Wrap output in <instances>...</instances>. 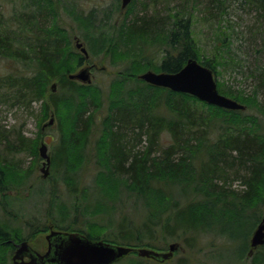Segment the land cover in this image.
I'll use <instances>...</instances> for the list:
<instances>
[{
    "label": "trees",
    "instance_id": "16d2710c",
    "mask_svg": "<svg viewBox=\"0 0 264 264\" xmlns=\"http://www.w3.org/2000/svg\"><path fill=\"white\" fill-rule=\"evenodd\" d=\"M13 1L19 4L17 0ZM226 1L213 0L209 3L210 6L212 3V6L206 8L207 12L213 14L214 7L216 14L219 11L223 12L222 6ZM243 1L256 11L255 32L259 30L264 33V0ZM31 6L34 7L32 10L35 12L27 13L24 20L21 18L23 14H10L11 12L7 14L1 10L0 4V101L11 102L13 105L18 103L26 109L33 108L34 104H40L41 109L44 110L43 120L48 118L52 110H59V105L62 103L71 105L69 113L73 132L67 135L64 127L52 158L54 167L58 158L57 166L59 165V170L66 177L63 181L75 194L80 192L78 174L90 167L88 160L78 165L72 163L82 153L84 155L81 159H88L86 151L89 139L96 134L101 136L97 142L103 141V145L107 146L109 158L103 157V159L101 154L96 155L100 167L102 164L98 171L100 174L94 178V183L98 180L100 183L93 186L96 188L91 195L98 199L94 204L96 208H109L110 204L116 203L125 192L130 196L133 195L136 204L147 200L149 203L153 202V199L160 198L164 203L167 201L163 209L158 210L157 220L154 221L151 215H147L141 222L140 228H135L131 218L125 216L122 217L118 231H110L109 234L106 232L104 235L103 233L96 235L90 229L87 232L80 227L62 228V230L84 233L91 239L104 238L109 243L133 247L149 246L150 243L142 242L143 236L162 233L166 239L180 240L185 247L191 248L198 245L199 230L206 225H212L217 233L220 231V235L226 236L230 241L243 238L244 243L240 247V252L250 249L248 237L264 218V72L259 74L255 71V74L254 72L252 74L255 77L253 90L257 99L255 101H260V97L263 96L256 106V114L247 115L249 108L246 111H228L208 105L214 111H206L201 115L185 108L187 107L185 105L173 106L168 116L158 114L153 106L149 108L143 103H133L132 92L129 93L131 90L136 91L142 87L152 91L153 88L137 77L129 78L131 73L127 71L128 74L124 73L123 76L116 77L119 80L116 89H119L120 95L112 100L108 98L109 103L106 107L109 110L106 114L98 113L104 108L105 99L102 92L101 99L98 96L100 101L96 107L97 112L84 116L83 113H79L80 106L86 102L84 91L81 89L83 85L68 78L74 70L69 67L68 59L64 54L66 49L62 47V41H65L66 36H61V33L54 28H48L49 23L46 19L49 14L46 5L34 2ZM126 10L122 13L120 9L117 13L118 20L124 19L120 24H112L110 20L108 27H105L104 23L93 22L94 13L89 15L91 21L83 18L82 24L86 22L90 28L86 35L92 42L89 49L91 55L105 53L110 48L114 52L118 47L123 49L124 39L131 40L129 43L132 44L133 49H136L137 45L148 48V41H145L147 35L152 37L167 30L170 43L169 48H166V55L158 65L160 71L178 72L190 58L198 59L215 73L220 67L232 70L239 65L231 56L223 59V64L218 57L210 60L201 58L190 20H185L184 14L168 17L156 10H152L150 14L145 8L138 12L129 23L130 26L126 27L128 20L125 15ZM171 21H173L171 26L167 28ZM127 29L130 33L126 36L124 34ZM222 48L223 46L218 48L219 53ZM79 63H82V58ZM53 82H57L58 86L55 92L52 90ZM86 91L89 92V88H86ZM176 94L180 99L183 96L192 99V96L187 94ZM230 95L237 99L241 96L234 91H230ZM156 99H152L153 105L160 106L161 100ZM252 101L254 100L251 99V103ZM113 108L119 109V112L112 114L115 116L107 115V112L112 113ZM250 108L253 110L252 107ZM221 111L238 116L232 127L227 124L231 122L230 119L224 123L215 116L217 115L215 113ZM163 132H167L170 136V144L159 147ZM9 134L10 131H5L0 126L1 190L9 184L6 172L11 170L18 153L34 150V153L38 154V143L27 138L22 130L13 140ZM143 138H146L149 146L147 152L142 148V151L137 149L141 146ZM77 150L79 151L75 156ZM188 154L189 158L175 162L174 156ZM96 158H93L95 165H97ZM187 161L193 163V166L195 163L200 165L197 176L192 180L182 175L188 167H181V164H186ZM232 178L240 181L242 185L240 190L230 187ZM110 180H113L114 184L108 186L106 183H110ZM220 182L224 185L221 186ZM209 186H220L223 189L212 190ZM88 188H82L80 192L84 193L86 198H89ZM148 195L151 197L147 199ZM88 207L92 208V206ZM78 208L79 206L76 209ZM83 210L86 211L85 207ZM90 225L95 226L94 223ZM29 226L30 224L28 228ZM46 230V225H34L30 235ZM19 240L17 230L11 231V234L5 232L0 236V246L9 250L14 249L13 243Z\"/></svg>",
    "mask_w": 264,
    "mask_h": 264
},
{
    "label": "rangeland",
    "instance_id": "374dc122",
    "mask_svg": "<svg viewBox=\"0 0 264 264\" xmlns=\"http://www.w3.org/2000/svg\"><path fill=\"white\" fill-rule=\"evenodd\" d=\"M17 1L19 4L15 3L13 0H0L1 10L5 11L7 14L10 12V14L15 13L17 15L21 13L23 14L21 18L25 20L27 13L33 14L35 12L32 10L34 7L31 6V3L41 2L43 5H46V10L49 14L46 19V22L49 23L48 28H54L61 33V36H66L65 41H62V47L66 49L64 54L68 59L69 67L74 70L72 73H79L83 68H88L91 72V84H87L88 86H86L78 82L85 87H81L84 93H87L85 97L88 99L89 96H100L101 99V93L103 92V98L105 99L104 108L98 113L104 112L103 114H106V111L109 110V108L106 107V104L109 103L107 102L108 98L112 100V98H116L120 95L119 89H116L117 85H119L117 83L119 80L116 79L117 76H123L127 71L131 73L129 78H138L140 74L149 70L160 72L158 65L166 55V48H169L170 43L169 32H167V30L157 35H152V37H148L147 35L145 41H148V48L137 45V48L133 49L132 44L129 43L131 40L124 39L123 49L118 47L114 52L112 51L113 49L110 48L105 53L101 52L96 56L90 55L89 58H85L84 55L75 48L74 37H78L79 40L84 43V46L90 49V43L92 42L89 36L86 35L87 32L90 31L89 24L86 22L82 24L84 19L91 21V18H89L90 13H94L93 22L104 23L105 27H108L110 20L112 24L116 23V25L124 20H118L119 17L117 14L120 11L121 0ZM209 1L210 0H134L125 12L126 18L128 19L126 27H129V23H131V20L136 14L138 15V12L143 11L145 8L148 9L150 14H152V10H156L161 12L163 16L168 17L174 14H184L185 20H190L193 37L197 42L201 58L208 60L217 57L221 58L218 48L222 46L227 47L228 44L231 45L232 53L235 56L231 57L234 58L237 63L241 64V68L231 70L227 67H220L218 69V72H216V81L219 92L227 97H232L230 91L240 94L241 96H239V99H234L248 106L249 110L247 111L249 112L247 115H251V113L256 114V106L261 102L262 97H260V101H255L257 100L253 94L255 85L251 74L254 68L258 66L256 56H258L259 53L256 54V52L259 50L261 51L264 39V33L259 32V30L255 32L256 28L254 24L256 11L243 0H227L222 6L223 12L219 11L216 14V7H214L212 8L213 14H210L206 10V8L212 6V3L211 6L209 5ZM179 11L183 12L180 13ZM172 22L173 21H171L170 25H167V28L171 26ZM118 29L119 26L117 27V30ZM129 33L127 29L124 35L127 36ZM261 55L264 56V53H261ZM81 58L82 63L80 64L79 61ZM223 59L225 58H221V64H223ZM262 59L264 58L262 57ZM1 65H3V63H1ZM1 71H3L2 66ZM240 72L245 77H243ZM247 76H249L248 79H246ZM86 88H89V93L86 91ZM144 90L147 91V93ZM159 91L160 90L154 89L151 91L140 87V89L136 91L131 90L129 93L132 92L133 98L131 100L133 103H143L149 108L153 106L154 111L158 114L160 113L168 116L171 111L170 109L173 107L172 102L179 99L175 97L172 98V96L163 97L160 106L158 104L153 105V100L157 97H161L155 95V93ZM188 97L186 98L183 96L181 100L190 103L192 109L198 112L196 114L214 111L207 105L202 104L198 99L194 97L189 99ZM251 99L254 100L252 103ZM70 107V104L62 103L59 105V110L51 111L50 108V115L46 120H43L44 110L41 109L40 104H34L33 108L26 109L25 106L18 103H14L13 105L11 102L3 103L0 101V126L3 127L5 131L8 130L11 132V134H9L11 136L10 138L13 140L14 136L22 130L27 138L31 139L32 142L38 143V154H35L34 150L18 153L11 170L9 169L6 172V174H8L6 178L9 184L5 185L3 190L0 188V236L2 233L7 232L11 234V231L17 230L20 238L17 243L29 240L30 245L41 253H45L48 248L46 237L52 230L57 231L62 228L80 227L84 228V231L86 230L88 232L90 229L93 234L97 235L103 233L102 235H104L106 232L109 234L110 231H118L119 225L122 222V217L125 216H129L135 223V228H137L141 226V222L145 220L147 215H151L153 220L156 221L158 210L163 209L167 203V201L164 203L162 198L159 200H154L152 198L153 202L147 203V200L136 204V199L133 195L130 196V194L125 192L116 203L112 202L109 208H96L94 204L97 203L98 199L91 195L94 192V188H96L93 186H97L100 183V180L94 183V178L100 174L98 171L102 167V164L101 167L98 164L99 159L96 158V155L101 154L102 158H105L109 153L107 146L103 145V141L97 142L101 137L99 134L89 139L86 151L88 159L82 160L81 158L84 155V153H82L78 155L72 163L78 165L88 160L90 169H85L82 173H79L77 179H80L78 191L82 192V188L89 187V198H86L84 193L79 192L75 194L71 191V188L64 183L63 180L66 177L63 176L59 170V165L57 166V157L55 167L53 158L49 167L44 165V159L40 155V147L42 144L45 143L48 146V152L51 157H53L55 145L61 133L64 132V127L67 135L71 131L73 132L72 120L70 122ZM250 107H252L253 110H251ZM88 110L90 113H93L94 108L88 106ZM215 114H217L215 116L224 123L230 119L231 122L227 123L230 127L238 120V116L232 115L229 112L221 111ZM52 116H55V123L42 129L43 125L48 123ZM60 126L62 127L59 131ZM142 140L141 146L137 147V149L140 151L143 149L145 152L149 151L146 138ZM169 144L170 136L167 132H163L159 147H165ZM78 151L79 150L75 152V156ZM177 157L178 156L175 157L176 163L178 160L176 159ZM179 157L182 159L189 158L190 155H179ZM93 158L97 159V165H95ZM71 161H73V158ZM104 162L106 163V160ZM88 166L87 168H89ZM182 166L188 167L182 172V175H184L186 179H192L197 176L200 165L195 163L194 166H190L189 161H187L186 164H181V167ZM72 169H74V167ZM45 171H48L47 177H44ZM230 183L232 189L240 190L242 188L237 178H232ZM95 193H97V191ZM149 195L147 199L151 197ZM78 206L79 208L76 209ZM81 206H84L86 211L83 210ZM88 206H92L93 209ZM149 208H152V210ZM90 223H94L95 226L90 225ZM28 224H30V228H28ZM34 225H46L47 230L30 235ZM135 228L133 227V229ZM253 232L254 230H252L248 237L249 244ZM220 233V231L217 233L216 228L212 225L204 226L199 230L197 235L198 245L191 248L185 247L180 240L171 238L166 239L162 233H157L154 236L144 235V241L142 242L150 243V245L137 246L138 248L169 252V245L177 243L178 247L180 246L179 250L174 252L173 258L164 262L142 258L137 253H132L116 264L264 263V246L255 250V252L249 256L248 253L250 249H246L243 251L244 253L240 252V247L243 246L244 243L243 238H239L236 241L232 239V241H230L226 236H221ZM99 240L105 241L104 238H99ZM258 250L260 252H258ZM13 251L12 249L9 250V248L1 246L0 264H13Z\"/></svg>",
    "mask_w": 264,
    "mask_h": 264
},
{
    "label": "water",
    "instance_id": "95a60500",
    "mask_svg": "<svg viewBox=\"0 0 264 264\" xmlns=\"http://www.w3.org/2000/svg\"><path fill=\"white\" fill-rule=\"evenodd\" d=\"M132 0H122V8H126ZM77 48L87 55L86 49L78 42ZM71 79L90 82V70L82 69L77 74H71ZM157 86L168 88L174 92L190 94L208 104L216 105L228 110H245V106L219 93L213 72L201 65L196 59L191 58L187 64L176 73L156 74L148 71L140 76ZM52 118L47 125H52ZM41 157L45 165L50 166L51 157L48 147L43 144L40 148ZM48 171L44 172L47 177ZM49 242L48 251L42 255L33 250L27 241L18 245L13 261L14 264H113L127 255L134 248L114 245L102 240H93L80 233L51 232L47 236ZM264 245V219L259 223L251 239L252 250ZM178 249L177 244H171L169 252H156L151 249L140 248L137 253L140 257L155 259L164 262L173 257ZM31 258L30 262H24L25 256Z\"/></svg>",
    "mask_w": 264,
    "mask_h": 264
},
{
    "label": "bare ground",
    "instance_id": "6f19581e",
    "mask_svg": "<svg viewBox=\"0 0 264 264\" xmlns=\"http://www.w3.org/2000/svg\"><path fill=\"white\" fill-rule=\"evenodd\" d=\"M134 0H132V2H133ZM131 2V3H132ZM210 2H213V0H210L209 1V3ZM130 3V4H131ZM130 4L128 5V6H130ZM127 6V7H128ZM127 7L126 8H122V0H121V6H120V9H121V12L123 13L126 9H127ZM191 29H192V27H191ZM74 41H75V48L77 49V50H79L80 51V49H78L77 48V43L78 42H80L82 45H83V47L86 49V51H87V55H85L83 52H81L83 55H84V57L85 58H89L90 57V52H89V49H87L86 48V46H84V43L83 42H81L80 40H79V38L78 37H74ZM262 51V52H261ZM261 51L259 50V51H257L256 52V54L257 53H259L258 54V56H256L257 57V60H258V66H256L255 68H254V70H253V72H254V74H255V71H256V73H259V74H261V73H263L264 72V67H262V66H264V59H262V57L264 58V56L263 55H261V53H264V47L262 46L261 47ZM220 54V57L221 58H226V57H228V56H232V57H235L234 56V54L232 53V50H231V47H230V45L228 44V48H226V46H224L222 49H221V52L219 53ZM195 59V58H194ZM198 62H199V60L198 59H196ZM200 63V62H199ZM201 65H203L204 67H206V68H208V69H210L212 72H213V76H214V79H215V81H216V73L211 69V68H209V67H207V66H205L204 64H202V63H200ZM219 65H216V67H218ZM236 67V66H235ZM234 67V69H232V70H235V69H240L241 68V64H239L236 68ZM219 69V68H218ZM149 71H151V70H149ZM146 72H148V71H146ZM146 72H144V73H146ZM152 72H154V73H156V74H160V73H163V71H160V72H155V71H152ZM253 72H252V74H253ZM144 73H142V74H144ZM176 73V72H175ZM142 74H140L139 76H138V78L140 79V80H142L144 83H146V84H148L149 86H152V88L153 89H159L160 91L158 92V93H155V95H159V96H161V97H157L159 100H163L162 98L163 97H170V96H172V98L173 97H175L176 99H179V100H174L172 103H173V106H180V105H185V106H187V107H185V108H189L190 110H192V111H194L193 109H192V107L190 106L191 104L190 103H187V102H184V101H182L181 99H180V97L176 94V92H174V91H172V90H170V89H168V88H164V87H160V86H157V85H155V84H153V83H150V82H148L147 80H145V79H143V78H140V76L142 75ZM240 74L243 76V77H245L241 72H240ZM251 74V75H252ZM70 75L71 74H69L68 75V78L70 79V80H74V79H71L70 78ZM249 78V76H247L246 77V79H248ZM90 79H91V81L90 82H80V83H82L83 85H87V84H91L92 83V77L90 76ZM252 80L255 82V77L252 75ZM75 81V80H74ZM81 81V80H80ZM77 82V81H76ZM216 83H217V81H216ZM88 86V85H87ZM58 89V86H57V82H53V84H52V90H57ZM89 93V92H88ZM86 94L87 93H84V95L86 96ZM84 96V100H86V102H83V104H82V106H80V108H79V110H80V112L79 113H83L84 114V116H87V114L88 113H90V111L88 110V106L90 107V108H94V111H93V113L94 112H97V109H96V107H97V105H98V103H99V98L98 97H90L89 96V98L87 99L86 97ZM227 97V96H226ZM262 98H263V96H261ZM228 98H230V99H232V100H235V101H237L238 103H240V104H242V105H244L246 108H245V110H243V111H246L247 109H248V106L246 105V104H244V103H242V102H240V101H238L237 99H234V98H232V97H228ZM200 102H202V103H204V104H206V105H208V106H214V107H217V108H220V109H223V110H228V109H225V108H221V107H218V106H216V105H212V104H208V103H206V102H204V101H201V100H199ZM228 111H233V110H228ZM115 112H116V114L119 112V109H113V111H112V113L110 114V113H108L107 112V115H112L113 113L115 114ZM79 113H78V115H79ZM195 113H198V112H195ZM200 114V113H199ZM201 115V114H200ZM112 116H115V115H112ZM207 117H208V115H206ZM55 117V116H54ZM209 118V117H208ZM55 123V122H54ZM215 134V133H214ZM177 156V155H176ZM176 156H174V158L176 157ZM105 158L106 159H108L109 158V156L107 155V156H105ZM176 159H178L177 160V162H182L181 160H183L181 157H177ZM176 162V161H175ZM189 165L190 166H193V163H191V162H189ZM115 179V178H114ZM121 180H123V179H121ZM192 180V179H191ZM205 183V182H204ZM108 186H110V185H113L114 184V181L113 180H110V183H106ZM221 186L222 185H224V184H222V182H220L219 183ZM209 188H211L212 190H217V191H220V190H222L223 188L222 187H220V186H209ZM81 207H83L84 208V206H81ZM88 208V207H87ZM258 226V225H257ZM257 226H256V228L254 229V231L257 229ZM253 234H254V232H253ZM253 234H252V236H253ZM251 239H252V237H251ZM172 244H177V243H172ZM171 245V244H170ZM170 245H169V247H170ZM178 245V244H177ZM264 246V245H263ZM263 246H259V247H257V248H255V249H253V251H252V254L255 252V250H257L258 248H260V247H263ZM1 247V246H0ZM180 247V246H179ZM179 247H178V249H177V251L179 250ZM251 250H252V246H251V240H250V250H249V256H251L252 254H250L251 253ZM173 258V257H172Z\"/></svg>",
    "mask_w": 264,
    "mask_h": 264
},
{
    "label": "flooded vegetation",
    "instance_id": "af4514ba",
    "mask_svg": "<svg viewBox=\"0 0 264 264\" xmlns=\"http://www.w3.org/2000/svg\"><path fill=\"white\" fill-rule=\"evenodd\" d=\"M22 243V242H21ZM18 245H20V242L19 243H17V242H15V243H13V248L14 249H12V250H14L13 252H14V254L16 253V251L18 250ZM29 245H30V243H29ZM30 247L33 249V250H35V251H37L36 249H34L31 245H30ZM38 252V251H37ZM40 253V252H39ZM23 261L24 262H30L31 261V258L29 257V256H25L24 258H23Z\"/></svg>",
    "mask_w": 264,
    "mask_h": 264
}]
</instances>
